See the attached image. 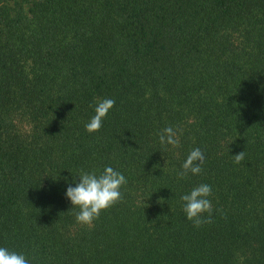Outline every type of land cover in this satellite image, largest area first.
<instances>
[{
    "label": "trees",
    "instance_id": "16d2710c",
    "mask_svg": "<svg viewBox=\"0 0 264 264\" xmlns=\"http://www.w3.org/2000/svg\"><path fill=\"white\" fill-rule=\"evenodd\" d=\"M168 126L179 147L159 142ZM194 148L202 172L178 179ZM108 166L123 198L81 225L66 189ZM200 184L211 222L195 227L180 196ZM0 247L29 264H264V0H0Z\"/></svg>",
    "mask_w": 264,
    "mask_h": 264
},
{
    "label": "clouds",
    "instance_id": "9594fccd",
    "mask_svg": "<svg viewBox=\"0 0 264 264\" xmlns=\"http://www.w3.org/2000/svg\"><path fill=\"white\" fill-rule=\"evenodd\" d=\"M114 105L115 100L112 98L98 100L94 109L95 114L85 124V131L98 132L104 118ZM159 142L161 145L179 147L176 130L171 126L164 128L159 134ZM244 156V151L239 152L233 156V162L239 164L244 160ZM203 162V152L200 148H194L181 165L177 178L185 179L189 173L200 174ZM77 177L79 182L75 183L74 187L71 185L67 187L65 197L70 201L71 209H78L75 213L76 222L91 227L102 211L122 200L121 187L126 185L127 180L122 173L110 166L105 167L99 174L96 171L81 170ZM211 195V186L200 184L192 188L189 193L180 196L185 217L193 223V226L200 227L203 223L211 222L212 204L209 199ZM205 213L208 214V218H204ZM0 264H29V261L23 254L0 247Z\"/></svg>",
    "mask_w": 264,
    "mask_h": 264
}]
</instances>
